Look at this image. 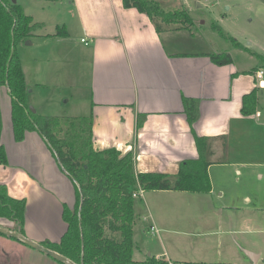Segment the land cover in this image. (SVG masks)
Returning a JSON list of instances; mask_svg holds the SVG:
<instances>
[{
  "label": "crops",
  "instance_id": "1",
  "mask_svg": "<svg viewBox=\"0 0 264 264\" xmlns=\"http://www.w3.org/2000/svg\"><path fill=\"white\" fill-rule=\"evenodd\" d=\"M16 2L34 22L42 23L27 39L30 43H19L39 50L33 57L20 56L26 102L34 106L35 113L47 115L48 104L72 100L67 116L93 115L95 150L114 147L121 155L130 152L135 174L160 172L174 177L182 161L199 156L182 101L183 97L196 98L199 116L192 129L209 138L205 160L209 162L211 189L203 194H221L217 190L222 186L216 183L222 169L245 165L243 155L249 152L246 135L251 127L256 129L261 124V114L256 110L243 115L242 96L258 87V107L263 83L257 86L254 73L259 69L241 71L233 59L218 65L206 55L215 51L177 47L173 39L183 29L165 25L163 31L157 32L147 14L134 7L125 8L122 0ZM59 27L65 29V36L55 35ZM25 66L32 68L30 75ZM48 84L54 85L52 92L46 91ZM10 101L8 87L0 86V144L7 155V164L0 165V184L6 186L10 196L26 200L25 236L37 243L58 242L67 228L62 219L63 206L73 207L77 185L37 131H27L22 141L14 140ZM139 116H144L140 125ZM137 186L142 192L134 197L136 217L145 215L151 219L153 197L194 193L143 191ZM124 189L134 193L128 186ZM137 197L142 203L138 211ZM3 220L7 227H0L11 230L12 222ZM151 233L158 234L159 230ZM148 256L154 255L148 252ZM164 256L172 262L170 256L175 255L163 245V252L155 257ZM57 262L60 261L37 249L0 235V264Z\"/></svg>",
  "mask_w": 264,
  "mask_h": 264
},
{
  "label": "trees",
  "instance_id": "2",
  "mask_svg": "<svg viewBox=\"0 0 264 264\" xmlns=\"http://www.w3.org/2000/svg\"><path fill=\"white\" fill-rule=\"evenodd\" d=\"M122 5L147 14L157 32L163 31L165 25H177L173 29H187L192 25V19L184 8L165 10L155 0H122ZM41 26L42 23L34 22L19 3L0 0V86L6 85L9 89L13 138L19 142L27 131H37L47 142L61 168L77 185L73 207L64 205L62 210L66 231L58 242L45 240L40 244L76 264H169L168 260L155 256H148L144 260L133 259L134 196L126 193L124 187H130L134 193L139 192L137 185L143 191H210L209 162L205 160L209 138L197 135L192 129L199 116L198 100L189 97L182 100L198 158L182 161L174 177L160 172L135 174L130 152L121 155L114 147L103 150L93 148L92 113L87 116H52L30 111L16 45L27 40L32 31ZM214 28L225 36L219 27ZM55 35L65 36L66 31L59 27ZM231 40L235 46L243 48L236 40ZM206 55L218 65L232 62L228 52ZM257 92L258 87H254L242 96L243 115L256 112ZM143 117H138V125ZM6 164L5 148L0 144V165ZM25 207L24 198L10 196L6 186L0 184V218L11 221L13 225L10 229L22 235H25Z\"/></svg>",
  "mask_w": 264,
  "mask_h": 264
},
{
  "label": "rangeland",
  "instance_id": "3",
  "mask_svg": "<svg viewBox=\"0 0 264 264\" xmlns=\"http://www.w3.org/2000/svg\"><path fill=\"white\" fill-rule=\"evenodd\" d=\"M155 1L165 10L184 8L192 19V25L173 39L177 47L228 52L237 69L263 70V78L257 80V86L263 83L257 107L261 124L256 129L251 127L246 135L249 152L243 155L245 165L225 167L218 174L216 186H222V190H217L221 194L209 197L203 193L173 192L177 195L153 197L152 219L139 215L133 224V257L142 260L148 252L156 256L163 252L164 245L175 255L170 256L174 264H264V0ZM163 38L167 41L165 33ZM232 38L243 48L235 46ZM16 51L19 58L39 52L22 44L16 45ZM25 69L30 75L32 68ZM53 86L48 84L46 91L52 92ZM72 102L48 104L47 115L67 116ZM135 204L138 211L140 197L135 198ZM3 221L0 224L7 227ZM151 225L159 230L158 234L151 233ZM246 251L257 255L256 260Z\"/></svg>",
  "mask_w": 264,
  "mask_h": 264
},
{
  "label": "water",
  "instance_id": "4",
  "mask_svg": "<svg viewBox=\"0 0 264 264\" xmlns=\"http://www.w3.org/2000/svg\"><path fill=\"white\" fill-rule=\"evenodd\" d=\"M11 1L16 2V0H11ZM24 42H25V44L30 43L29 40H25ZM28 107H29L31 112L35 113V109L33 108V106L29 105ZM0 233L4 234L5 236H7L9 238H15L17 241H20L29 247L37 249V250L47 254L48 256H50V257H52V258H54V259H56V260H58L64 264H76L73 261H71L68 258L61 255L60 253H58L52 249H49L40 243L34 242L31 239H29L28 237H26L25 235L17 233L13 230H8V229L0 227ZM246 253L252 260H254V261L256 260L257 255H255L249 251H246Z\"/></svg>",
  "mask_w": 264,
  "mask_h": 264
},
{
  "label": "built area",
  "instance_id": "5",
  "mask_svg": "<svg viewBox=\"0 0 264 264\" xmlns=\"http://www.w3.org/2000/svg\"><path fill=\"white\" fill-rule=\"evenodd\" d=\"M81 41H85V39H81ZM254 77L255 79L259 80L263 78V70L259 69V70H256L255 73H254ZM259 113H257L258 115ZM142 191H139V193H133L132 195L135 197L139 194H141ZM150 231L151 232H154V231H157V229L154 227V226H150ZM169 264H173L172 262L169 261Z\"/></svg>",
  "mask_w": 264,
  "mask_h": 264
}]
</instances>
